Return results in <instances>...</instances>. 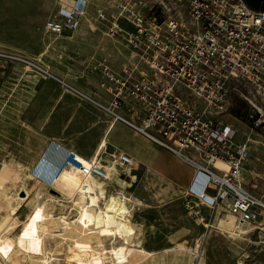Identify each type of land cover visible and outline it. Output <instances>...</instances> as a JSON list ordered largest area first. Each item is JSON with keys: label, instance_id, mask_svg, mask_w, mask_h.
I'll list each match as a JSON object with an SVG mask.
<instances>
[{"label": "built area", "instance_id": "2783aa9c", "mask_svg": "<svg viewBox=\"0 0 264 264\" xmlns=\"http://www.w3.org/2000/svg\"><path fill=\"white\" fill-rule=\"evenodd\" d=\"M58 6L46 34L79 29L88 0H59ZM120 6L114 26L136 61L122 67L125 80L104 67L119 89L111 105L101 108L193 168L186 202L191 215L199 217L203 205L264 233V196L242 176L253 137L240 140L239 130L225 119L234 111L235 93L252 108L251 131H264V15L241 0H125ZM119 17L127 27L118 25ZM123 95L141 105L139 123L117 113ZM111 160L133 165L124 153ZM92 162L91 169L82 166L86 173L112 180L109 165L98 158Z\"/></svg>", "mask_w": 264, "mask_h": 264}, {"label": "rangeland", "instance_id": "374dc122", "mask_svg": "<svg viewBox=\"0 0 264 264\" xmlns=\"http://www.w3.org/2000/svg\"><path fill=\"white\" fill-rule=\"evenodd\" d=\"M58 4L59 0H0V54L5 55L0 56V72L6 74L12 67L27 66L28 62L31 63L29 68L39 70L35 56L45 51L47 46H60L59 41L63 37L56 39L57 37L45 32L46 23L57 15ZM121 4L125 5V0H89L88 12L82 18L77 32H84L92 38L94 44H120L119 30L114 26L116 20L113 15H119L122 12ZM117 23L119 26L127 27L122 17H119ZM71 34L73 33L69 35ZM232 98L235 112L227 115L225 119L239 130L240 140H245L252 135L253 143L248 169L257 176L255 179H252L253 176L249 173L245 176L248 177L250 185H254L250 189L264 196V131L260 132L261 135L251 131L252 123L248 116L253 112L251 106L235 93H232ZM13 120L5 118L4 114L0 113V238L1 235L4 236L5 244H20L28 249H41L36 239L37 221L44 217V213L47 215L49 213L54 218L67 216L69 222L76 220L80 214L71 200L63 196L62 191L56 187L57 183L39 180L34 175L32 166L35 155L39 152L33 140L35 135L28 133V129H24L26 127H20V124ZM109 166L112 180L107 182L106 194L108 198L115 196L126 203V219H131L134 224L131 227L133 242H137V238L158 241L168 236L166 246L144 247L147 250H163L183 244L199 251L198 260L201 257L204 259L200 263L188 253L176 255L184 264H264L263 233L254 229L252 225H240L234 217L226 213H221L213 226L211 223L214 221L215 214L204 213L206 223H210L204 226L197 222L196 217L187 215L183 202L178 199L177 194H168L163 199H157L159 206H168V229L160 228L167 216L164 213L153 214L151 222H146L145 207L138 208L134 202L121 197L124 195L132 197L131 194L134 192L132 177H157L156 174L144 166H138L135 160L133 165L128 167L112 165V163ZM75 188H78L77 184ZM101 205L104 207L105 202L102 201ZM17 207V213L13 214V209ZM73 210L77 211L73 212ZM14 221L18 225L10 229ZM54 225L58 224L54 223ZM235 225L250 231L234 237L230 232ZM124 230L126 235L130 233L127 228ZM102 238L107 246H111L115 241L113 236ZM93 240L96 241L97 238L93 236ZM47 241V248L52 252L61 244L54 240ZM117 241L119 242L115 244L119 246L123 243L121 239ZM61 247L63 252L59 253L60 257H70L67 250L62 245ZM138 252L137 249H132L129 254ZM12 255L10 260H7L0 253V258L4 264H15L16 259L20 260V264H40L37 260L41 257L38 256H24L16 250ZM138 257L139 254L134 255L128 264L138 262ZM52 264H57V261Z\"/></svg>", "mask_w": 264, "mask_h": 264}, {"label": "crops", "instance_id": "0c3cea01", "mask_svg": "<svg viewBox=\"0 0 264 264\" xmlns=\"http://www.w3.org/2000/svg\"><path fill=\"white\" fill-rule=\"evenodd\" d=\"M70 33L73 34L69 35ZM55 37H63L59 41L60 46H47L45 51L35 56L39 70L29 68L31 63L28 62L27 66L12 67L6 74L0 72V113L7 119H14L13 122L26 127L24 129H28V133L35 135L33 140L39 152L35 155L32 169L48 146H57V157L61 156L60 159L66 157L67 160L79 155L86 161L101 159L106 165L111 164L112 156L124 153L133 162L135 160L138 166L146 167L157 176L132 177L134 192L131 195L142 203L138 208L145 207L146 222H151L153 214L164 213L167 216L160 228L168 229V206L157 204V199H163L168 194H177L190 216L186 202L188 189L195 180L193 168L168 151L159 149L158 145L125 123L114 121L101 108L111 105L119 89V84L105 76L104 67L116 79L125 80L122 67L131 66L136 61L132 50L121 40L118 45L94 44L91 37L77 30L66 31ZM121 98L122 105L117 113L127 120L139 123L144 116L141 105L127 96L123 95ZM248 163L249 160L242 176L250 189L254 185H250L245 175L249 173L255 179L257 174L248 169ZM38 175L51 176L43 171H39ZM199 210V217L191 216L206 226L204 213L210 215L211 211L203 205ZM218 218L219 215H215L213 225ZM252 226L260 231L257 225ZM137 240L133 243L143 248L137 253L138 262L134 264H177L174 253H161L164 249L147 250L144 247L166 246L168 236L158 241L148 238ZM134 255L136 253L130 255V260Z\"/></svg>", "mask_w": 264, "mask_h": 264}, {"label": "bare ground", "instance_id": "6f19581e", "mask_svg": "<svg viewBox=\"0 0 264 264\" xmlns=\"http://www.w3.org/2000/svg\"><path fill=\"white\" fill-rule=\"evenodd\" d=\"M56 149L57 146H48L32 169V172L39 180L57 183L58 186L56 187L62 191L63 196L70 199L72 204L78 208L79 217L69 222L67 216L54 218L49 213L48 215L44 213V217L37 221L36 239L41 249H28L22 247L20 244H5L4 236L1 235L0 253L7 260H10L15 250L24 256H38L41 257L37 260L40 264H52L54 261H57V264H124L130 262L129 251L132 249L139 251L142 246L136 245L132 241L131 227L134 224L131 219H126V203L115 196L108 198L105 189L108 183L93 178L92 174L86 173L83 170L82 166L91 169L93 166L92 161L96 158L86 161L87 159L74 155V157L67 160L66 157L60 159L61 156L57 157L58 152H56ZM39 171H43L51 176L39 177ZM108 175L111 177V171L108 172ZM75 184H77L78 188H75ZM121 198L136 202L137 205H142L137 199L135 200L129 195H124ZM102 201L105 202L104 207L101 205ZM17 210L18 207L14 208L13 214H16ZM76 211L73 210V212ZM54 223L58 225L56 226ZM17 225L18 223L14 221L9 228L14 229ZM240 227L237 225L233 226L232 233L230 232V234L235 237L247 234L250 231ZM124 228H127L130 232L128 235H126ZM93 236L97 238L96 241L93 240ZM103 236H113L115 241L111 246H107L102 238ZM117 239L123 241L120 246L115 244L119 242ZM47 240H54L61 244L58 249H54L52 252L47 248ZM61 245L67 250L70 257H60L59 253L62 251ZM195 251L190 246L177 244L164 249L161 253L168 252L174 253V255L188 253L195 258L193 255ZM197 252L199 253V251ZM149 255L151 256L152 254ZM57 256L59 257L57 258ZM197 256L199 255L197 254ZM195 259L200 263L204 260L202 257L199 260L197 257ZM175 262L177 264H184L177 257ZM14 263L20 264V260L16 259ZM0 264H4L1 258Z\"/></svg>", "mask_w": 264, "mask_h": 264}, {"label": "water", "instance_id": "95a60500", "mask_svg": "<svg viewBox=\"0 0 264 264\" xmlns=\"http://www.w3.org/2000/svg\"><path fill=\"white\" fill-rule=\"evenodd\" d=\"M254 13L264 15V0H241Z\"/></svg>", "mask_w": 264, "mask_h": 264}, {"label": "trees", "instance_id": "16d2710c", "mask_svg": "<svg viewBox=\"0 0 264 264\" xmlns=\"http://www.w3.org/2000/svg\"><path fill=\"white\" fill-rule=\"evenodd\" d=\"M235 112V111H234Z\"/></svg>", "mask_w": 264, "mask_h": 264}]
</instances>
